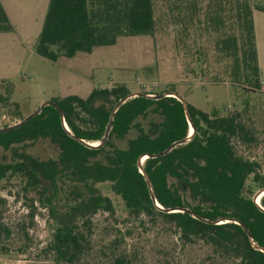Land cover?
<instances>
[{"label":"trees","instance_id":"16d2710c","mask_svg":"<svg viewBox=\"0 0 264 264\" xmlns=\"http://www.w3.org/2000/svg\"><path fill=\"white\" fill-rule=\"evenodd\" d=\"M212 1L220 7L226 2L232 5V18L241 30L240 38L227 35L218 42L221 51L234 58L231 76L236 83L252 86L245 89H261L254 11L264 12V8L254 5L253 0ZM155 25L154 0H50L36 52L51 61L73 58L79 53L115 45L124 36L152 35ZM13 28L0 1V32ZM130 92L125 84L119 83L94 88L85 98L72 94L52 100L62 108L75 135L98 142L105 136L114 106ZM0 99L7 103L9 96ZM14 106L15 114L23 119L20 104L15 102ZM189 109L195 126L192 140L164 156L144 161L158 202L165 208H190L211 220L238 219L250 229L254 241L264 247V211L253 200L256 193L248 185L252 177L253 183L264 188L262 167L259 161L239 154L235 145V140L252 141L251 130L241 120L240 112L213 116L191 104ZM133 130L137 134L128 139L126 146H119L117 141L126 139ZM189 131L180 100L172 96L162 99L137 96L118 109L108 141L97 148L70 136L54 106H46L20 128L0 133V147L4 150L41 139L49 140L59 149L58 156L49 159L14 150L11 161L0 162V182L19 178L24 190L42 195L41 204L55 216L51 240L33 260L46 261L50 255L57 264L80 260L88 248L84 228H90L91 217L109 203L96 185L109 181L113 191L123 199L130 218H162L175 226L181 240H201L222 256L234 259L236 264H264V252L252 246L241 225L227 220L206 223L188 212L167 213L151 198L138 166L139 158L164 151L187 137ZM61 184L72 186L75 199L67 209L57 211L53 198ZM260 202L264 207V195ZM20 236L18 240L13 238L11 226L3 220L0 210V254H26L33 240L24 229ZM126 262L119 257L114 264Z\"/></svg>","mask_w":264,"mask_h":264},{"label":"rangeland","instance_id":"374dc122","mask_svg":"<svg viewBox=\"0 0 264 264\" xmlns=\"http://www.w3.org/2000/svg\"><path fill=\"white\" fill-rule=\"evenodd\" d=\"M0 1L14 27L0 32V97L9 96L7 103L0 99V127L21 120L15 114V102L26 116L54 97L76 94L85 98L94 88L119 83L131 91L174 90L210 115L240 112L254 138L235 140L236 149L259 161L264 175V12L255 9L262 88L248 90L251 85L245 84V89L231 76L233 56H226L218 46L227 35L240 38L232 5L227 2L220 7L212 0H154L156 25L152 35L124 36L115 45L92 53L51 61L36 52L50 0ZM252 2L264 8V0ZM136 134L133 130L126 139L117 141L118 145L126 146ZM14 150L40 159L56 158L59 153L57 145L41 139L9 150L0 147V162L11 161ZM61 185L53 198L57 211L67 209L75 199L72 186ZM248 185L254 194L261 189L252 177ZM96 186L109 203L91 217L90 228H84L88 248L74 264H114L119 257H124L126 264H236L201 240H181L175 226L162 218H130L111 182ZM23 188L19 178L0 182V210L13 238L20 239L24 229L33 240L32 246L20 256L0 254V264H57L52 255L46 261L33 260L51 240L55 216L41 204L39 192Z\"/></svg>","mask_w":264,"mask_h":264},{"label":"water","instance_id":"95a60500","mask_svg":"<svg viewBox=\"0 0 264 264\" xmlns=\"http://www.w3.org/2000/svg\"><path fill=\"white\" fill-rule=\"evenodd\" d=\"M137 96H144V97H148V98H151V99H162L164 97H168V96H172V97H175L177 98L178 100H180L183 105H184V108H185V112H186V116H187V119H188V122L190 124V127H192L194 129V133H195V126L193 124V120H192V116H191V112H190V109H189V104L188 102L185 100L184 97H182L179 93L175 92V91H170V92H165V93H151V92H146V91H132L130 92L129 94H127L125 97L121 98L117 104L114 106L112 112H111V115H110V119H109V122L107 124V127H106V131H105V136L102 140L98 141V144L95 145L94 142H90V141H87L85 139H82L80 137H78L77 135H75L68 127L66 121H65V117H64V112L62 110V108L60 107V105L58 103H56L55 101L53 100H48V101H45L43 102L37 109H35L34 111H32L31 113H29L28 115H26L23 119H21L20 121H18L17 123L13 124V125H8V126H5V127H0V133H5V132H9V131H12V130H15V129H18L20 128L21 126H23L24 124H26L28 121H30L33 117L37 116L38 114H40L43 109L46 107V106H54L61 114V118H62V121H63V124L65 126V129L67 130V132L69 133L70 136H72L74 139L78 140L79 142L85 144L86 146L88 147H100V146H103L107 141H108V138H109V135H110V131H111V127H112V124H113V120L115 118V114L116 112L118 111V109L128 100L134 98V97H137ZM194 133L193 134H190V131H189V135L181 140H178V141H175L174 143H172L167 149H165L164 151L162 152H159V153H155V154H144L142 155L139 160H138V166H139V169H140V172L145 176L146 178V181H147V184H148V187H149V190H150V194H151V198L153 199V201L156 203L157 207L164 211V212H167V213H170V212H188L190 213L193 217H195L196 219L200 220V221H203V222H206V223H211V224H218L219 222L223 221V220H227L228 222H235L239 225H241L243 227V229L245 230V232L247 233L249 239H250V242L252 244V246L257 249V250H261L264 252V247L263 246H260L258 245L255 241H254V238H253V235L250 231V229L240 220L238 219H234V218H225V219H219V220H211V219H208V218H205L201 215H199L198 213L194 212L193 210H191L190 208H187V207H175V208H165L163 207L157 200L156 198V195H155V192H154V189H153V185H152V181H151V178L149 176V174L147 173V171L145 170L144 168V161H143V158L146 156V158H149V157H153V158H156V157H160V156H164L166 155L167 153H169L173 148H175L176 146L178 145H182V144H186L188 143L189 141L192 140L193 136H194ZM264 195V188L260 189L255 195H254V198L253 200L256 202V204L264 211V207L261 205V202L258 201V198L261 196Z\"/></svg>","mask_w":264,"mask_h":264},{"label":"crops","instance_id":"0c3cea01","mask_svg":"<svg viewBox=\"0 0 264 264\" xmlns=\"http://www.w3.org/2000/svg\"><path fill=\"white\" fill-rule=\"evenodd\" d=\"M258 12L254 11V25H255V33H256V44H257V49H258V60H259V67H260V71H261V64H260V56H259V37H258V31H257V25H256V14ZM261 13V12H260ZM111 87V86H109ZM90 94V93H89ZM68 95H72V94H68ZM66 95V96H68ZM64 97V96H63Z\"/></svg>","mask_w":264,"mask_h":264},{"label":"bare ground","instance_id":"6f19581e","mask_svg":"<svg viewBox=\"0 0 264 264\" xmlns=\"http://www.w3.org/2000/svg\"><path fill=\"white\" fill-rule=\"evenodd\" d=\"M194 133V129L192 127H190V134H193ZM95 145L98 144V142H94ZM146 159V156L143 158V161H145ZM258 201L260 202L261 201V196L258 198Z\"/></svg>","mask_w":264,"mask_h":264}]
</instances>
